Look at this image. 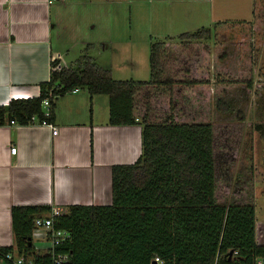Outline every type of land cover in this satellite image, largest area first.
Segmentation results:
<instances>
[{
    "label": "trees",
    "instance_id": "obj_1",
    "mask_svg": "<svg viewBox=\"0 0 264 264\" xmlns=\"http://www.w3.org/2000/svg\"><path fill=\"white\" fill-rule=\"evenodd\" d=\"M213 34L212 29L202 28L178 39L152 41L149 81L114 79L109 69L100 67L89 55L92 46L88 45L70 67H61L59 60H53L50 80L40 84L38 97L14 99L0 106V127L11 121L26 126L33 117L52 124L57 100L85 88L91 96L109 98L111 126H141L142 153L138 161L112 168V204L70 206L54 219L55 229L71 234V239L56 249L69 255V261L63 264H153L156 258L159 264H258L264 259V245L257 240L254 203L217 200L214 124L194 119L179 122L173 113L158 122L150 117L158 93L171 91L177 83L209 85V80L173 79L168 72L174 58L170 43L191 50L193 44L211 42ZM206 73L208 79L210 70ZM253 87L251 79L246 85L248 100ZM261 90L255 92L254 105L263 119L260 99L264 98V82ZM47 99L51 107L50 116L45 118L43 102ZM233 104L219 98L216 109L231 114ZM240 111L237 117L244 123L247 118ZM253 130L264 139V122L254 124ZM51 211L50 206L12 207L14 246L0 248V256L16 253L33 264H54L51 254H40L32 243L35 219Z\"/></svg>",
    "mask_w": 264,
    "mask_h": 264
},
{
    "label": "rangeland",
    "instance_id": "obj_2",
    "mask_svg": "<svg viewBox=\"0 0 264 264\" xmlns=\"http://www.w3.org/2000/svg\"><path fill=\"white\" fill-rule=\"evenodd\" d=\"M80 1L65 12L62 31L54 35V48L64 54L63 65L70 67L91 45L89 55L120 81L150 80L152 41L178 39L202 28L214 31L211 42L193 44L191 50L177 42L169 45L174 58L168 72L173 79L209 80V85L177 83L171 91L158 93L150 117L158 122L173 113L179 122L211 121L218 202H252L258 223H264V139L253 130L264 118L258 117L251 94L250 100L245 96L250 93L247 82L253 79L254 89L258 79L264 80L259 77L264 74V0ZM206 70H210L208 79ZM100 98L109 100L104 95ZM219 98L234 102L231 114L218 112ZM260 101L263 107L264 98ZM238 110L246 122H239ZM263 235L258 231L261 241ZM0 264L12 263L0 256Z\"/></svg>",
    "mask_w": 264,
    "mask_h": 264
},
{
    "label": "crops",
    "instance_id": "obj_3",
    "mask_svg": "<svg viewBox=\"0 0 264 264\" xmlns=\"http://www.w3.org/2000/svg\"><path fill=\"white\" fill-rule=\"evenodd\" d=\"M78 2L0 0V106L38 97L40 84L50 80L53 60L65 67L64 54L54 48V35L62 31L65 12ZM258 81L251 91L253 104L256 90L263 87L264 80ZM100 97L81 89L60 97L52 123L59 128L57 136L40 124L0 127V248L14 246V206H50L67 212L74 205L112 204V168L138 161L142 129L111 126L109 100ZM12 147L17 148L15 155ZM260 230L264 234V223L257 221V240L264 245ZM34 236L35 249L45 254L48 241L42 233Z\"/></svg>",
    "mask_w": 264,
    "mask_h": 264
},
{
    "label": "built area",
    "instance_id": "obj_4",
    "mask_svg": "<svg viewBox=\"0 0 264 264\" xmlns=\"http://www.w3.org/2000/svg\"><path fill=\"white\" fill-rule=\"evenodd\" d=\"M54 1L59 0H49V3H52ZM79 89L73 90L71 93L78 92ZM50 101L49 99L45 100L43 102V109H44V117L48 118L50 116ZM11 125L16 124V122L11 121ZM31 124H40L44 126H49L52 130L53 136H57L59 133V128L51 123H48L46 119L42 122H39L36 117H33L31 120ZM17 152L16 147L11 148V153L15 155ZM52 211L51 213L46 217H38L34 221L35 230L34 235L43 234L45 239L48 241L49 247L47 249L46 253H49L53 256V262L54 264H63L69 261V255L68 254H61L57 253L56 249L63 244H65L67 241L71 239V234L67 230L63 229H55L54 227V219L56 217H60L64 215L66 212L62 208L58 207H51ZM42 231V232H41ZM4 259L12 264H33V262L26 260L24 256H19L16 253H7L4 256ZM155 262L157 264L160 263L159 258H156ZM258 264H264V259L259 260Z\"/></svg>",
    "mask_w": 264,
    "mask_h": 264
},
{
    "label": "water",
    "instance_id": "obj_5",
    "mask_svg": "<svg viewBox=\"0 0 264 264\" xmlns=\"http://www.w3.org/2000/svg\"><path fill=\"white\" fill-rule=\"evenodd\" d=\"M30 245H31V242H30ZM153 264H157L156 262H154Z\"/></svg>",
    "mask_w": 264,
    "mask_h": 264
}]
</instances>
